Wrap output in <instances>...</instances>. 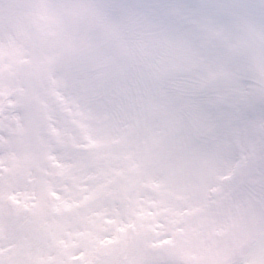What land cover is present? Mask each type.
<instances>
[{"label":"clouds","instance_id":"clouds-1","mask_svg":"<svg viewBox=\"0 0 264 264\" xmlns=\"http://www.w3.org/2000/svg\"><path fill=\"white\" fill-rule=\"evenodd\" d=\"M0 264H264V0H0Z\"/></svg>","mask_w":264,"mask_h":264}]
</instances>
